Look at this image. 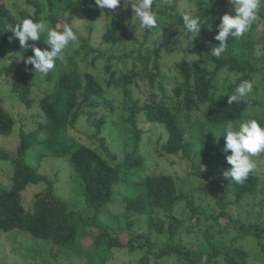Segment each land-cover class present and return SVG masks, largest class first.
<instances>
[{
  "label": "rangeland",
  "instance_id": "obj_1",
  "mask_svg": "<svg viewBox=\"0 0 264 264\" xmlns=\"http://www.w3.org/2000/svg\"><path fill=\"white\" fill-rule=\"evenodd\" d=\"M37 1L42 8L40 17L49 22L50 27L60 25L57 30L62 31L65 24H70L77 33V41L70 43L65 49L63 62L79 51L78 61L82 73H91L98 79L104 88L105 99L113 106V109L87 110L93 111V116L88 119L85 114L81 115L77 124L63 134L64 139L73 146L82 144L97 149L112 162L103 149L104 141L108 153L116 156L114 164L124 161L132 154L140 155L145 164L144 167L128 171L126 180L114 186L111 203L102 211H95L86 206L85 199L80 194L83 183L69 158L49 154L45 146L46 133H39L35 142L31 139L33 144L24 157L25 162L39 174L47 176L59 199L72 201L77 213V246L60 248L48 241L35 239L21 230L7 233L0 230V264H135L146 254L148 248L137 246L144 243L143 237L138 240L135 250H129L126 245L132 235H151L153 253H159L168 244L179 245L185 253H191V256L186 253L182 257L170 255L154 259L153 264H191V261L193 264H226L223 253L231 248L244 249L249 255V264H264V236L259 239L253 233L245 232L249 227L252 232L255 231V226L264 228V152L252 157L256 165L253 172L261 179L259 190L255 195L239 202L232 192V181L223 176V172L231 167H228L225 155L219 147L213 164L198 154L190 159L181 153L176 156L169 155L162 149L168 138L165 125L148 122L143 112L133 114L134 103L137 102L143 107L151 101L152 95H157L159 100L172 101L173 90L181 82L175 69L177 62L183 58L195 64L203 62L205 53L192 48L194 44L189 43L184 28L177 19L185 11L197 15V4L200 0H156L154 10L158 12L161 9L167 16L161 18L157 27L152 30L139 28L138 20L133 23V12L129 5L125 9L128 31L126 35L119 34L116 44H108L103 40L106 26H111L115 18H106L99 7L88 6L76 18L69 20V13L62 11L63 4L59 0H53L52 5L48 0ZM201 1L207 15H216L217 20L225 14L235 15L228 0ZM6 5L16 16L21 11L31 14L36 11L25 0H6ZM260 13H264V4ZM52 18L55 22H52ZM243 41H251L255 65L260 69L249 80L253 82L252 93L243 99L256 100L258 104L250 106L244 120L237 122L251 118H261L264 121V19L259 16L253 30L243 36ZM188 48L191 50L188 51ZM157 50L161 51V76L166 79L163 82L166 90L164 94L159 88L160 79L156 85L151 86L150 77L137 60L140 56L153 57L152 53ZM20 62L21 56L16 52L8 55L0 64V97L5 110L15 119L12 134L9 137L0 135V189L12 187V160L16 157L21 135L36 132L45 122L39 104L54 88V82H49L46 74L37 73L31 79L30 105L23 103L12 91L15 70ZM107 65L111 66L110 71ZM134 67L139 72L138 79L126 86L131 94L130 99L125 100V86L109 87L108 80L112 71L130 75ZM153 71L151 62L150 72L154 73ZM243 76L244 73L221 71L214 88V101H220L228 88ZM207 108V105L200 106L198 110L190 113L192 116L189 119L184 118L181 123L185 135L193 140L196 153L200 149V138L205 132H214L218 143L223 140L221 135L226 124L207 122L204 114ZM101 119L106 121L98 133L97 125ZM146 174L173 175L180 193L190 197L174 210L175 217L182 221L175 237H170L168 233L152 232L146 215L125 210L123 200L126 192L133 181L142 179ZM46 186L32 185L27 189V208H30L34 195ZM155 217L168 228L166 212L158 211ZM104 232L105 238L116 237L125 247L107 246V240L102 235ZM95 237L100 241L93 245ZM81 253L84 255L81 256Z\"/></svg>",
  "mask_w": 264,
  "mask_h": 264
},
{
  "label": "trees",
  "instance_id": "obj_2",
  "mask_svg": "<svg viewBox=\"0 0 264 264\" xmlns=\"http://www.w3.org/2000/svg\"><path fill=\"white\" fill-rule=\"evenodd\" d=\"M25 1L36 8L34 14L21 11L19 16H16L6 5V0H0V64L8 55L16 52L20 54L21 62L15 70L12 91L23 103L29 106V94L32 88L31 79L37 73L32 65H27L24 62L27 58L33 56V52L31 48H22L19 40L14 37L10 29L24 19L41 20L42 8L37 0ZM59 1L63 4L62 11L69 13V20L76 18L88 6H96L94 0ZM48 2L51 5L53 4V0H48ZM154 6L153 4V10ZM102 12L106 18H115L111 26H106L103 40L108 44H116L119 41V34L126 35L128 31L123 0L117 9H102ZM196 12L197 15L205 20V27L201 29L198 37L194 39V47L192 48L199 49L205 53L203 62L195 64L187 58L177 62L175 69L181 78V82L173 90L174 97L172 101L159 100L157 95H152L151 101L143 107H140L135 102L133 114L143 112L148 122L163 123L165 125L168 138L162 149L167 154L176 156L181 153L188 159L198 154L209 161L210 164H213L217 147L223 150L225 139L223 138L218 143L214 132H205L200 138V149L196 153L193 140L187 137L182 129V120L184 118L189 119L192 116L190 113L198 110L203 105L208 106L204 114L206 121L209 123L223 125L229 121L244 120L247 109L250 106H256L258 102L252 99H242L229 105L228 95L233 93L239 83L244 80L249 81L253 75L260 72V69L255 65L256 60L251 41H243V36L238 39L230 38L226 51L221 57L216 58L210 55L211 51L220 45V42L214 38L218 34L217 26L220 20H217L216 15H207L201 0L197 4ZM158 14L160 19L167 16V13L161 9ZM259 16L264 19V13L259 12ZM177 19L183 26L181 17L179 16ZM52 20V22H55V19L52 18ZM254 24L250 29L251 31ZM249 36L251 37V33ZM44 40L45 37L42 36L40 41L34 42L35 46L41 48V50L47 48ZM189 43L192 42L190 41ZM187 50L189 51L191 48ZM152 54L153 57L150 55L147 57L140 56L137 57V60L142 64L148 77H150L151 86L156 85L157 80L160 79L158 82L159 88L164 94L166 90L163 82L166 79L161 76V51L157 50ZM79 56V51H76L65 62L57 61L55 67L46 74L47 80L54 82V88L39 104L45 117V122L32 134L26 135L22 133L16 157L12 160V187L10 189H0L1 231L7 233L21 230L27 232L35 239L48 241L60 248H75L77 246L79 238L75 224V215L77 213L71 203L72 201L59 199L56 196L53 184L49 182L47 176L39 174L35 168L26 164L24 157L33 144L31 139L35 142L38 134L44 132L47 136L45 146L49 154L69 158L70 164L83 183V189L80 194L84 197L86 206L95 211H102L111 203L114 195V186L126 180L128 171L144 167L145 164L144 159L138 154L127 156L124 161L114 164L116 156L108 153L104 141L102 142L103 149L112 159V162L97 149L82 144L73 146L64 139L63 134L70 127H74L77 124L81 115L85 114L88 119L93 116V111H87L90 108L113 109L111 102L105 99L104 88L100 85L98 79L91 73H82L78 61ZM151 62H153L154 73L150 72ZM107 69L110 71L111 66L107 65ZM223 70L244 73V76L236 84L228 88L226 95L220 101L215 102L214 88L219 73ZM138 74L136 67L133 68L130 75L112 71L108 86L113 88L125 86V100H128L131 93L126 86L135 83L138 79ZM257 120L264 123L261 118ZM105 121L104 119L99 121L97 125L98 133L101 132V126ZM14 127L15 119L5 110L3 100L0 97V135L9 137ZM228 154L230 155L231 153L229 152ZM227 165L231 167L228 163ZM39 184H46L47 186L34 195L30 208H27L25 206L27 189L32 185L37 186ZM260 184V176L255 172L250 173L243 183L232 182V192L236 201L240 202L249 196L255 195L259 190ZM126 194L123 201L127 212L146 215L149 229L152 232L158 234L168 233L170 237L177 235L182 221L175 217L174 210L182 201H188L190 197L180 193L173 175L146 174L142 179L133 181L131 188ZM158 211L166 212L169 220L167 229L164 222L156 220L155 215ZM259 227H253L254 232L249 227L245 232L248 234L253 233L257 238L262 239L264 228L260 229ZM102 235H104L103 239L107 240V246L110 248L125 247L118 238L112 236L105 238L106 232ZM131 237L126 245L129 250H135L138 240L143 237L144 243L137 246L139 248H148L146 254L135 264H153L154 259H162L170 255L182 257L187 253L191 256V253H185L179 245L174 244H168L159 253H153L151 235L150 237H135L134 235ZM99 241L100 239L95 237L93 245L98 244ZM80 255L82 256L84 253ZM223 255L226 264H249V255L242 248H231L225 251ZM191 264H193L192 261Z\"/></svg>",
  "mask_w": 264,
  "mask_h": 264
},
{
  "label": "clouds",
  "instance_id": "obj_3",
  "mask_svg": "<svg viewBox=\"0 0 264 264\" xmlns=\"http://www.w3.org/2000/svg\"><path fill=\"white\" fill-rule=\"evenodd\" d=\"M94 2L100 9L114 10L121 5L122 0H94ZM155 2L156 0H123V5L125 9L131 5L133 23L138 20L139 28L152 30L157 27L160 20L158 12L153 10ZM228 3L234 9L235 15L225 14L220 18L217 26L218 34L214 37L220 45L210 53L216 58L221 57L226 51L230 38L238 39L250 31L259 18L264 0H228ZM181 19L185 35L193 43L201 29L205 27V20L188 11L182 14ZM59 27L60 25L50 27L49 22L43 19L37 21L28 18L10 29L22 48L32 49L33 56L27 58L24 63L32 65L36 73L47 74L55 67L57 61L63 62L65 49L70 43L77 41L78 36L72 25L65 24L62 31L57 30ZM42 36L46 37L44 44L47 45L43 50L34 43L40 41ZM252 91L253 82L242 81L233 93L228 95L229 105L246 98ZM221 137L225 139L223 154L226 162L231 165L230 169L223 172V176L232 182L243 183L256 167L252 157L264 152V123L255 118L235 123L229 121L224 126Z\"/></svg>",
  "mask_w": 264,
  "mask_h": 264
}]
</instances>
